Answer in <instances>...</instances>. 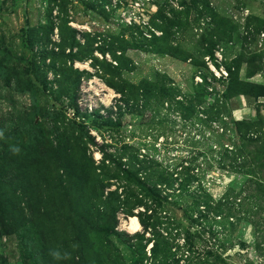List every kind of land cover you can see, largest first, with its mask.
Listing matches in <instances>:
<instances>
[{
	"label": "rangeland",
	"instance_id": "rangeland-1",
	"mask_svg": "<svg viewBox=\"0 0 264 264\" xmlns=\"http://www.w3.org/2000/svg\"><path fill=\"white\" fill-rule=\"evenodd\" d=\"M163 255L264 264V0H0V264Z\"/></svg>",
	"mask_w": 264,
	"mask_h": 264
},
{
	"label": "trees",
	"instance_id": "trees-1",
	"mask_svg": "<svg viewBox=\"0 0 264 264\" xmlns=\"http://www.w3.org/2000/svg\"><path fill=\"white\" fill-rule=\"evenodd\" d=\"M102 156H103V161H107V160L111 161L110 160L111 157L109 155L102 152ZM92 164H91V166H92ZM153 165L156 166L155 164H153ZM156 167L158 168V166H156ZM91 168L93 171V175L95 177L99 178V175L96 174L97 169L94 166H92ZM153 174L157 175V174H159V172L155 170L153 172ZM130 176L133 177V175H131V174H130ZM133 178H135V177H133ZM124 194H125V197L123 196V198H124V199H122L123 201H120L121 199L120 200L118 199V202L120 203V208H122V210H123V208L125 207L126 210H125L124 214L129 215L131 217L136 216L138 218L140 226H142L143 230L146 231L148 229L149 225H147L143 221V219L141 218V212H138V213H136L137 215H134V213L132 212V206H129V203H128V202H130V198H131V197L130 198L128 197L129 192L125 191ZM33 198L36 200V197H33ZM37 199L39 200L37 206L39 207V205H42L44 208L47 207V205L49 204V201H50V198L47 195L42 196V197H40V195H37ZM61 200H62L61 197H59L58 198L59 203L61 202ZM133 200H134V196H133ZM163 201L166 202V200H164V197L162 199V202ZM133 203H132L133 206H135L136 208L139 207V204L137 203V201L136 202L133 201ZM74 207H75V213L77 214L79 222H82L85 225L88 222V221H86V218L88 217L89 219H91L90 225H91L92 232L101 233V234H111V235H115V236L119 235V231L116 230V228L118 226V212H119V211H117V209L116 210L115 209L110 210L108 215H106V221H105L104 225L99 226V225H96V223L94 222L95 219L93 218L94 215L97 214L96 211H98V210L96 209L95 205H93V206L89 205V199L86 200L85 197H83L82 195L78 196L77 200L74 204ZM118 210H119V207H118ZM81 232H82L81 230H78L77 235L81 234ZM134 236L138 239H141L143 235L140 233H136V234H134ZM155 247H156V244L153 245L151 250L153 251V249ZM165 249L168 252L167 247ZM80 253H83V250H81L79 252V254ZM169 258H170L169 256L163 255L162 256L163 264H167V261ZM2 261H3L2 264H6L5 260H2ZM159 262H160V260H159Z\"/></svg>",
	"mask_w": 264,
	"mask_h": 264
},
{
	"label": "bare ground",
	"instance_id": "bare-ground-1",
	"mask_svg": "<svg viewBox=\"0 0 264 264\" xmlns=\"http://www.w3.org/2000/svg\"><path fill=\"white\" fill-rule=\"evenodd\" d=\"M124 228L132 232H137L140 229L138 220L135 217H132L128 220V223L124 224Z\"/></svg>",
	"mask_w": 264,
	"mask_h": 264
},
{
	"label": "clouds",
	"instance_id": "clouds-1",
	"mask_svg": "<svg viewBox=\"0 0 264 264\" xmlns=\"http://www.w3.org/2000/svg\"><path fill=\"white\" fill-rule=\"evenodd\" d=\"M53 255H54V256H58V255H59V253H55V252H54V253H53Z\"/></svg>",
	"mask_w": 264,
	"mask_h": 264
}]
</instances>
